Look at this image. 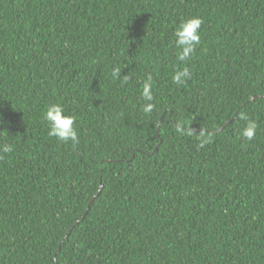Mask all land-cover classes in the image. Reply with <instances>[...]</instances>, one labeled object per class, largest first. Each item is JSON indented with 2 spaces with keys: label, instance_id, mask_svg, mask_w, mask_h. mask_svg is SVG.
<instances>
[{
  "label": "trees",
  "instance_id": "obj_1",
  "mask_svg": "<svg viewBox=\"0 0 264 264\" xmlns=\"http://www.w3.org/2000/svg\"><path fill=\"white\" fill-rule=\"evenodd\" d=\"M0 121V264H264V0H0Z\"/></svg>",
  "mask_w": 264,
  "mask_h": 264
},
{
  "label": "clouds",
  "instance_id": "obj_2",
  "mask_svg": "<svg viewBox=\"0 0 264 264\" xmlns=\"http://www.w3.org/2000/svg\"><path fill=\"white\" fill-rule=\"evenodd\" d=\"M204 23L200 16H190L183 19L175 28V46L178 49V60L185 62L191 59L195 53L197 46L201 43V26ZM120 70L113 71V76H118ZM190 72L187 67H183L175 72L172 77L173 83L181 84L190 77ZM145 101H152V83L149 77L144 85L141 93ZM152 109L151 103H146L143 111L148 113ZM43 119L48 125V136L54 137L57 141L71 143L72 145L79 144L80 138L76 128V116L66 114L65 108L60 103L49 104L44 113ZM241 119L245 121L243 128L239 132V136L245 141H251L255 138L258 124L255 120L250 119L246 115H241ZM2 122V121H0ZM12 151V147L8 144L0 146V156Z\"/></svg>",
  "mask_w": 264,
  "mask_h": 264
}]
</instances>
